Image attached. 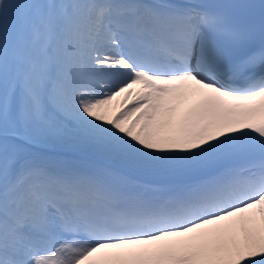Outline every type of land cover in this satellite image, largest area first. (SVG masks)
<instances>
[{"label": "snow or ice", "instance_id": "6c2138e0", "mask_svg": "<svg viewBox=\"0 0 264 264\" xmlns=\"http://www.w3.org/2000/svg\"><path fill=\"white\" fill-rule=\"evenodd\" d=\"M0 264H264V0H0Z\"/></svg>", "mask_w": 264, "mask_h": 264}]
</instances>
